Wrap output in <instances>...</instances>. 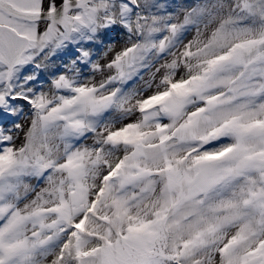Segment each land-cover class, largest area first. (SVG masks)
Masks as SVG:
<instances>
[{"label":"snow or ice","instance_id":"obj_1","mask_svg":"<svg viewBox=\"0 0 264 264\" xmlns=\"http://www.w3.org/2000/svg\"><path fill=\"white\" fill-rule=\"evenodd\" d=\"M0 264H264V0H0Z\"/></svg>","mask_w":264,"mask_h":264}]
</instances>
